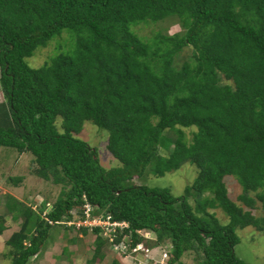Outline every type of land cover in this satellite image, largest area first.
<instances>
[{"label":"trees","instance_id":"1","mask_svg":"<svg viewBox=\"0 0 264 264\" xmlns=\"http://www.w3.org/2000/svg\"><path fill=\"white\" fill-rule=\"evenodd\" d=\"M175 17L183 33L137 32ZM64 34L50 62L28 64ZM0 93V149L31 154L33 175L62 186L51 209L7 200L12 219L22 220L5 242L12 264L39 256L52 228L75 229L67 222L74 210L83 216L85 203L92 215L128 224L115 238L128 254L138 244L149 252L169 245L164 264H182L187 253L198 264H249L235 248L239 229L264 233V0H0ZM87 121L107 131L117 166H102L77 136ZM187 162L197 176L180 196L133 182ZM226 176L249 210L230 199ZM24 178L8 180L18 187ZM78 230L96 236L86 264L101 261L110 246L101 228Z\"/></svg>","mask_w":264,"mask_h":264},{"label":"rangeland","instance_id":"2","mask_svg":"<svg viewBox=\"0 0 264 264\" xmlns=\"http://www.w3.org/2000/svg\"><path fill=\"white\" fill-rule=\"evenodd\" d=\"M178 19L168 18L157 23H150L141 28L137 32L144 37H152L158 32L172 35L175 33H183V29L178 24ZM67 36L64 34L59 38L52 40L46 47L37 48L34 55L27 59L28 64L32 68H40L45 63L50 62L52 57L60 53L59 44H65ZM57 40V41H55ZM66 48V47H65ZM190 55V49L186 48L181 53L179 61ZM2 96L0 93V101ZM195 127L184 129L186 141L191 142ZM86 141L98 151L100 163L105 168H111L118 165V161L113 159L107 150L108 133L92 124L90 121L84 123L81 134L77 135ZM33 156L31 154H20L16 150L10 148L0 149V215L6 220V225L11 228L10 232L18 231L20 223L14 221L6 209V202L10 197H14L20 202L38 210L35 205L43 204L49 206L56 201L62 186L54 185L50 181H45L33 175L32 170ZM24 176V181L20 186L14 187L9 182V177ZM197 176V168L191 163L183 164L178 170L168 172L161 177L149 175L144 179L135 178L133 180L136 185H147L149 187L168 188L174 196L183 194L187 185H190ZM225 184L228 195L231 200L249 210L239 200L238 196L242 193L240 185L233 176L225 177ZM41 202V203H40ZM192 204L194 201L192 200ZM49 209V208H48ZM209 213H214L221 223L227 222L226 215L218 209H210ZM255 217L262 216L260 204L257 203L252 210ZM22 221V220H21ZM7 232L0 235V264H12L9 254V248L5 246L6 239L10 236ZM237 235L241 241L235 248L236 255L249 264H264V233L258 231L254 227H246L239 229ZM95 234L87 231L82 233L77 228L54 227L50 231V237L43 251L36 258H32L29 264H86L91 259L95 248ZM169 249V245H162L158 249H152L148 255L140 253H131L128 256H120L119 252L111 249L108 245L102 249L104 258L95 264H110L111 261L118 259L121 264H164L167 259H163V253ZM140 254V255H139ZM182 264H198V260L194 253H187L181 259Z\"/></svg>","mask_w":264,"mask_h":264},{"label":"built area","instance_id":"3","mask_svg":"<svg viewBox=\"0 0 264 264\" xmlns=\"http://www.w3.org/2000/svg\"><path fill=\"white\" fill-rule=\"evenodd\" d=\"M82 217L77 218L76 210L72 211V215H74L75 219L70 220L67 222L68 226H75L77 229L81 227L90 228L93 227L101 228L103 236L107 238V240L110 243V248L115 249L119 253L126 254L127 256L131 253H139L140 251H144L146 255H148L149 251L145 249L143 244L136 245L135 248L132 249L131 253L128 254V245L125 243L115 244V238L118 233V229L120 231H123L124 229L128 228V224L126 222H118L114 221L110 215H92V211H94V208L88 204L85 203V205L82 208ZM51 225L55 224L51 221H49ZM64 223V222H62ZM61 223V224H62ZM147 235V234H146ZM167 253H163V259H167Z\"/></svg>","mask_w":264,"mask_h":264},{"label":"crops","instance_id":"4","mask_svg":"<svg viewBox=\"0 0 264 264\" xmlns=\"http://www.w3.org/2000/svg\"><path fill=\"white\" fill-rule=\"evenodd\" d=\"M41 203V202H40ZM38 205H39V203L37 202L36 203V206H37V208H38ZM18 223H21V220H19V221H17V224ZM6 227H7V230H5L3 233H5V232H7L6 234L8 235V236H11V234L13 233V232H15V231H13L12 230V232H10V227L8 226V223H7V225H6ZM10 228V229H9ZM3 235V234H2ZM0 237H2V236H0ZM7 240V239H6ZM6 242V241H5ZM5 244V243H4Z\"/></svg>","mask_w":264,"mask_h":264},{"label":"clouds","instance_id":"5","mask_svg":"<svg viewBox=\"0 0 264 264\" xmlns=\"http://www.w3.org/2000/svg\"><path fill=\"white\" fill-rule=\"evenodd\" d=\"M52 207H50V209H51Z\"/></svg>","mask_w":264,"mask_h":264}]
</instances>
